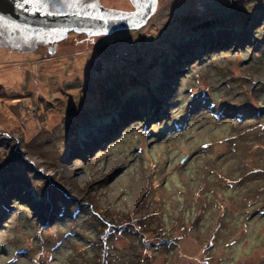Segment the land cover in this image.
<instances>
[{"label": "rangeland", "instance_id": "1", "mask_svg": "<svg viewBox=\"0 0 264 264\" xmlns=\"http://www.w3.org/2000/svg\"><path fill=\"white\" fill-rule=\"evenodd\" d=\"M0 237V264H264V0L0 46Z\"/></svg>", "mask_w": 264, "mask_h": 264}, {"label": "water", "instance_id": "2", "mask_svg": "<svg viewBox=\"0 0 264 264\" xmlns=\"http://www.w3.org/2000/svg\"><path fill=\"white\" fill-rule=\"evenodd\" d=\"M131 1L132 10L107 8L99 0H80L72 7L55 0V7L49 4L48 8L37 11L24 0H0V46L27 51L59 40L69 31L90 35L138 29L153 14L157 0ZM91 4L95 7L87 6Z\"/></svg>", "mask_w": 264, "mask_h": 264}, {"label": "snow or ice", "instance_id": "3", "mask_svg": "<svg viewBox=\"0 0 264 264\" xmlns=\"http://www.w3.org/2000/svg\"><path fill=\"white\" fill-rule=\"evenodd\" d=\"M61 4H64L68 7H72L74 4L80 2V0H59ZM135 2V0H134ZM24 3H31L35 6L37 11H40L42 8L46 9L49 7V4H51L52 7H55V0H24ZM88 7H95L94 4L87 5ZM49 15L55 14L52 12L48 13ZM103 19V17H100ZM2 19V18H0Z\"/></svg>", "mask_w": 264, "mask_h": 264}, {"label": "trees", "instance_id": "4", "mask_svg": "<svg viewBox=\"0 0 264 264\" xmlns=\"http://www.w3.org/2000/svg\"><path fill=\"white\" fill-rule=\"evenodd\" d=\"M134 8V7H133ZM247 22V20H245V23ZM212 22L211 21H205L204 23H202L201 25L203 26H207V25H210ZM126 98V97H125ZM120 106L121 105H112V107H111V109L113 108V110L114 109H117L118 107L120 108ZM109 108V107H108ZM108 108H106L105 110H103L102 112L104 113V114H106L107 116H108V118H109V116H111L112 114H114V112L113 113H111L110 111L108 112Z\"/></svg>", "mask_w": 264, "mask_h": 264}, {"label": "bare ground", "instance_id": "5", "mask_svg": "<svg viewBox=\"0 0 264 264\" xmlns=\"http://www.w3.org/2000/svg\"><path fill=\"white\" fill-rule=\"evenodd\" d=\"M154 98H155V97H154ZM134 100H135V99H134ZM132 105H133V103H132ZM138 105H139V104H138ZM130 106H131V104H130ZM124 107H125V106H124ZM122 109H123V108H122ZM134 109L137 110V111H139L138 106H136V108H134ZM125 111H126V113H128V114H129L130 112H132V114H136V113H137V112H136V113H133L134 111H133L132 109L130 110L129 106L127 107V109H126ZM125 111H124V112H125ZM122 123H123V122H122ZM123 125H124V124H123ZM13 219H14V218H13ZM13 219H12V220H13ZM6 232L8 233L7 230H6L5 232H3V233L5 234ZM3 236H5V235H3ZM0 238H1V237H0Z\"/></svg>", "mask_w": 264, "mask_h": 264}, {"label": "built area", "instance_id": "6", "mask_svg": "<svg viewBox=\"0 0 264 264\" xmlns=\"http://www.w3.org/2000/svg\"><path fill=\"white\" fill-rule=\"evenodd\" d=\"M123 53H124V54H123ZM123 53H120V54L117 53V54H115L114 56H115V57H120V56H122V55L124 56L125 54H128V52H125V51H124Z\"/></svg>", "mask_w": 264, "mask_h": 264}, {"label": "flooded vegetation", "instance_id": "7", "mask_svg": "<svg viewBox=\"0 0 264 264\" xmlns=\"http://www.w3.org/2000/svg\"><path fill=\"white\" fill-rule=\"evenodd\" d=\"M108 7H111V6H108ZM134 7V6H133ZM113 8V7H112ZM50 42H53V41H50Z\"/></svg>", "mask_w": 264, "mask_h": 264}]
</instances>
